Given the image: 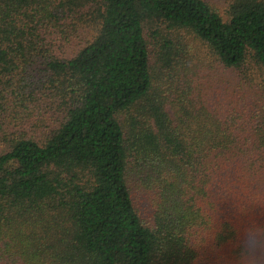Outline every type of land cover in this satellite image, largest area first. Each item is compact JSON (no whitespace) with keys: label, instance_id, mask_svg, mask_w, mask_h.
I'll return each mask as SVG.
<instances>
[{"label":"trees","instance_id":"obj_1","mask_svg":"<svg viewBox=\"0 0 264 264\" xmlns=\"http://www.w3.org/2000/svg\"><path fill=\"white\" fill-rule=\"evenodd\" d=\"M0 264H264V0H0Z\"/></svg>","mask_w":264,"mask_h":264},{"label":"rangeland","instance_id":"obj_2","mask_svg":"<svg viewBox=\"0 0 264 264\" xmlns=\"http://www.w3.org/2000/svg\"><path fill=\"white\" fill-rule=\"evenodd\" d=\"M161 36L162 35L156 36L158 40L155 41L153 35L148 33L151 59L152 64L154 65L155 73L161 71L159 77H163L164 79V82L162 84L167 83L164 85V87H161L162 94L158 92L162 95L161 97L164 99L172 100L175 98V93L180 89L178 85L180 79H182V77L184 76H180V74H184L185 72H188V70L192 71L190 76L194 77V79L196 80L197 86L195 87L197 88L201 86L204 89L208 87L215 90L214 87L217 85L218 81L226 82L229 79H231L230 81H232L236 86L238 85V82H240V80H245L244 77L251 79L252 82L254 81L253 84L255 87L259 86L262 83V80H260V78L257 76V70L245 71L246 75L242 73L241 75H238L236 73L230 72H226L227 74H224L221 70L222 68L214 61L215 59L211 57L210 52L205 48L203 42H201L199 39H197L191 34H188L186 32H179L174 34L163 35L162 37ZM164 38H166L167 40H171L174 43L176 58H180V61H178L179 63L177 64V70L172 72H165L161 70L163 67L161 66V63H159L158 60V55L160 53L161 47L160 43L163 42ZM78 41V38L75 39L74 44H77ZM171 84L174 85L173 89L170 88ZM246 88L250 89L251 87L246 86ZM166 104L167 108L172 111V105L170 101ZM33 109L37 113L36 117L47 119L50 118L51 123L58 116L54 106H47L46 103H41V106H38V104H36L35 106H33Z\"/></svg>","mask_w":264,"mask_h":264}]
</instances>
